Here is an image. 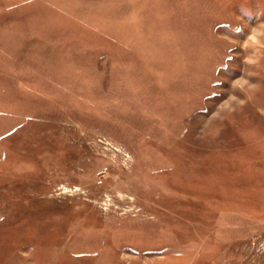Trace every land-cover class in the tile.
Listing matches in <instances>:
<instances>
[{"label":"rangeland","instance_id":"rangeland-1","mask_svg":"<svg viewBox=\"0 0 264 264\" xmlns=\"http://www.w3.org/2000/svg\"><path fill=\"white\" fill-rule=\"evenodd\" d=\"M0 264H264V0H0Z\"/></svg>","mask_w":264,"mask_h":264}]
</instances>
